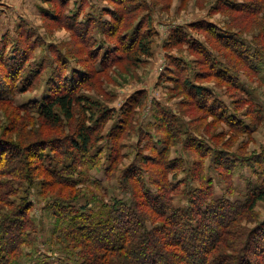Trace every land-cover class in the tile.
<instances>
[{"label": "rangeland", "instance_id": "obj_1", "mask_svg": "<svg viewBox=\"0 0 264 264\" xmlns=\"http://www.w3.org/2000/svg\"><path fill=\"white\" fill-rule=\"evenodd\" d=\"M117 1L0 0V41L9 35L10 52L13 43L25 38L22 32L32 31L31 41L26 40L31 48L23 73L25 82H16L21 86L32 81L30 87L1 91L2 98L7 99L0 97V142L6 143L0 145L2 166L22 165L24 159L17 154L18 147L23 145L21 151L30 155L35 139L58 141L61 145L65 141L70 149L68 136L80 115L77 113V120L55 126L43 121L33 107L58 88L61 78L69 81L78 76L80 94L108 109L112 116L90 149L100 161L89 170V180H84L79 169L72 176L82 183L70 187L56 182L40 168L38 159L31 161L28 173L33 180L16 184L19 192L8 197L13 204L24 199L33 202L30 215L37 227L31 232L32 244H25L22 255L12 264H79L82 259L75 251L80 247H67L62 230L69 218L59 215V196L77 195L73 201L62 200L67 208L107 216L116 200L130 203L134 199L120 180L129 165L140 167L154 194L159 187L152 180L180 183L179 190L170 194L174 208L179 210L191 208L193 198L198 197L201 173L213 181L215 198L245 199L250 186L264 184V0ZM124 6L132 7L136 13L128 18ZM117 12L125 20L116 31L110 23L114 20L112 13ZM88 22L92 23L87 35L90 44L79 35ZM139 22L141 32L153 30V36L151 55L137 60L123 48L128 46L129 34ZM178 32L186 34V41H174ZM118 45L122 48L118 51L120 57L104 68L101 58ZM94 49L100 52V60L95 62L91 58ZM83 74H87L85 79ZM0 75L4 76L3 67ZM185 80L205 92H187ZM128 113L134 128L123 133L119 128ZM165 117L175 121L183 140H195L196 147L183 140L170 147L165 140L167 125L162 126ZM116 132L124 134L119 139L123 158L116 177L108 179L110 157L119 144ZM154 146L170 148L167 161L178 162L166 174L167 180L154 171L158 160ZM42 150L47 163L55 153L50 146ZM198 150L206 151L205 157ZM219 153L225 158L222 165L217 163ZM144 157L156 159L146 163ZM0 178L9 181L16 176L6 172ZM51 180L54 182L49 186L47 182ZM95 180L102 185L95 186ZM139 195L144 198L142 193ZM1 205L4 209L0 220L14 206L0 201ZM256 210L258 220H263V201H258ZM144 211L150 228L159 224L152 210ZM1 236L0 232V239Z\"/></svg>", "mask_w": 264, "mask_h": 264}, {"label": "trees", "instance_id": "obj_2", "mask_svg": "<svg viewBox=\"0 0 264 264\" xmlns=\"http://www.w3.org/2000/svg\"><path fill=\"white\" fill-rule=\"evenodd\" d=\"M116 2L119 3L117 0ZM124 10L128 18L136 13L130 6H124ZM112 16L114 20L110 24L117 31L122 27L125 18L121 17L119 12L112 13ZM91 25L92 23L88 22L84 25L85 29L79 31L82 40L87 43H89L87 35ZM141 26V22L134 26L129 34L128 46L123 48V52L127 50L128 56L137 60L142 55L149 56L152 53L153 30L141 32ZM22 33L25 38H19L18 42L12 44V52L10 48L7 49L10 42L9 35L6 34L0 41V67H3L4 71V76L0 75V97L3 101L7 100L2 98L4 92L20 90L22 86V90L27 89L32 82L16 85L20 79L25 82L23 73L25 74L31 48L27 45L31 41L32 31ZM111 33L113 35V32ZM182 40L186 41V34L178 32L174 41L177 43ZM117 49L110 50L111 53L105 52L101 60L100 52L94 49L92 61L100 60L105 68L120 57L118 51L122 48L118 45ZM86 75L83 74L84 79ZM61 80L57 82L58 88L53 92L51 90L46 98L33 107L43 121L55 126L61 125L65 120H77V113L80 115L68 136L70 149L65 141L61 145L58 141L44 142L43 138H39L31 143L30 155L21 151L23 145L18 147L17 154L24 159L22 165L5 168L0 163V176L6 175V172L16 176L15 180L9 181L0 178V201L10 206L14 205L1 216L0 220L2 234L0 264H12L22 255L23 246L32 244L31 232L37 227L30 215L33 202L23 198V202L13 204L14 202L8 197L9 194L19 192L15 188L16 184L22 183L24 179L33 180L28 173L29 169L32 170L29 166L31 161H34V158L38 159L41 162L40 168L48 172L56 182L70 187L82 183L72 176L74 173L82 169L84 180H89V170L95 168L100 161L99 155L91 154L90 149L100 138L101 128L112 118L111 113L108 109L98 106L97 102L85 94H80L81 79L78 76L69 81L65 78ZM183 86L187 92L191 90L199 95L205 92L201 87H196L187 80L183 82ZM133 122V117L125 118L121 125L123 127L119 130L124 133L133 129ZM162 122V126L167 125L168 128L165 138L167 144L171 147L182 142L183 138L175 121L165 117ZM114 137L119 140L124 134L116 132ZM184 141L188 146L196 147L195 140L189 138ZM118 143L114 148V155L111 154L110 157L106 172L108 179L116 177L122 162V142L119 140ZM5 145L6 143H2L1 146ZM43 146L44 149L50 146L55 153L54 157L46 156L49 158L47 163L44 160V153L40 151ZM153 149L156 151L157 161L155 157L142 159L146 163L157 162L154 171L166 179V174L171 173L178 162L167 161L170 148L166 147L163 150L164 148L154 146ZM198 152L200 156L205 157L206 151L198 150ZM1 156L2 154L0 159ZM28 157H31V160L28 161ZM223 159L224 156L219 153L217 163L222 165ZM173 173L176 177V172ZM199 179L202 180V186L199 188L198 197L193 198L191 208L181 210L174 208L170 196L172 192L179 190L180 183H169L167 179L166 183H161V179L152 180L153 184L159 187L158 192L154 194L146 185L140 167L135 165H129L120 175L122 186L131 191L134 199L130 203L116 200L107 216L98 217L94 212H85L73 206L67 208L63 201H73L77 195L73 198L59 196L60 201L57 205L60 207L59 215L69 218L67 225L62 229L68 241L67 247L72 249L80 247V251H75V254L82 259L79 264H264V218L258 220L259 214L256 210L258 201L264 202V184L250 186L245 199L231 200L225 197L215 198L213 181L210 178L206 180L202 173ZM226 179L228 180L229 177ZM52 182L54 181L47 183L51 186ZM93 184L99 187L102 182L95 180ZM138 192L143 194L145 200L141 195L138 196ZM2 209L4 208L1 205L0 211ZM145 209H150L157 215L155 220H158L159 224L152 228L148 226L149 216L145 213ZM251 223L256 225L252 227ZM159 233H162L163 237Z\"/></svg>", "mask_w": 264, "mask_h": 264}]
</instances>
